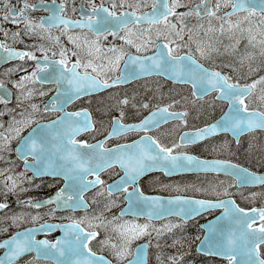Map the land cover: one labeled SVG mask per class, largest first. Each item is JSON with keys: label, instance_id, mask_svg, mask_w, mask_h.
Wrapping results in <instances>:
<instances>
[{"label": "snow or ice", "instance_id": "obj_1", "mask_svg": "<svg viewBox=\"0 0 264 264\" xmlns=\"http://www.w3.org/2000/svg\"><path fill=\"white\" fill-rule=\"evenodd\" d=\"M2 64L0 264H264V0H0Z\"/></svg>", "mask_w": 264, "mask_h": 264}, {"label": "flooded vegetation", "instance_id": "obj_2", "mask_svg": "<svg viewBox=\"0 0 264 264\" xmlns=\"http://www.w3.org/2000/svg\"><path fill=\"white\" fill-rule=\"evenodd\" d=\"M13 3H15V0H12ZM77 2H79V0H77ZM4 27H13L10 24H4ZM19 47H22L23 45H17ZM9 63H16V61H10ZM9 65L8 64H2L0 65V72L3 71V69L7 68ZM143 80H138L135 83H132L131 85L127 86V87H120L121 90L124 89H140L142 90V88H140V86L142 85ZM168 84H170V82L164 83V87L167 88ZM96 99L97 97H93L91 103H89V98L88 97H81L79 101H77L74 104V107H89V110L93 112V116L94 117H98L99 113L96 111L98 105L96 104ZM146 114V112L144 113ZM208 115H210L212 118H215V116L220 115V110L217 107L215 112H209ZM3 120L7 121L8 119V115L7 113H5L3 115V117H0ZM52 118V117H49ZM176 123V121H172L171 123L168 124L167 127H171L172 124ZM199 126V125H196ZM182 130V129H181ZM264 134L261 133L260 136H263ZM83 136V134H82ZM247 137V135L243 136L241 138V141H244V146L242 147V145L240 146V152H246V143H245V138ZM130 138H135V136H130ZM222 138V135H221ZM190 147H194L193 150H197V148L194 146H190ZM233 147H237V145L235 144V141L233 140ZM237 162H239L237 160ZM2 163V162H0ZM246 166H248L246 164ZM254 170H257L254 166H252ZM264 168V167H262ZM259 171H264L259 170ZM30 174V173H29ZM154 177L159 178L161 183H167V182H174V183H180V184H184V183H191V182H195L197 179L202 180L204 178L203 174H200L199 177H197L196 174L194 173H189V174H176L173 176H165L163 173L157 172V173H153ZM44 186L41 188H38V191L34 192V191H30L28 194L32 195L34 197H41V195L43 193H45L46 190H50V189H55V187H58L60 183H62V179L60 178H42ZM55 180V182H54ZM52 185L51 188L48 187V185ZM37 189V188H36ZM41 189L45 190V191H40ZM33 190V189H32ZM251 190H257V189H251ZM153 191L157 192L160 195H169V194H178L174 191L170 192L169 190H162V189H153ZM183 194V193H180ZM191 195H203V194H194V193H189ZM208 198V197H206ZM257 206H259V202H257ZM116 211V209L114 210ZM218 214V210L216 212H212V213H208V214H204L201 213L199 216L197 217H192L190 218L185 226V232L186 234L190 237V238H194L196 235H199L203 232L202 229H199V225L202 223H205L206 221H209L210 219H212L213 215H217ZM49 238H52L51 236ZM199 243L198 240H196L193 245H192V251L188 254L189 256L187 257L188 260L192 261V264H225V260L223 258L217 257V256H212V255H208L206 256L203 253H197L195 251V244Z\"/></svg>", "mask_w": 264, "mask_h": 264}, {"label": "rangeland", "instance_id": "obj_3", "mask_svg": "<svg viewBox=\"0 0 264 264\" xmlns=\"http://www.w3.org/2000/svg\"><path fill=\"white\" fill-rule=\"evenodd\" d=\"M143 84V83H142ZM201 119H205V117H201ZM189 125L190 126H196V125H199V122L198 121H196L195 119H193V118H190L189 119ZM261 134H259L258 135V139H264V135L263 136H260ZM245 143H246V146H245V148L247 149V147H248V137H246L245 138ZM241 145H242V147L244 146V141H241ZM197 151H198V149H197ZM241 153H245L246 154V152H238L236 155H237V160L239 161V162H241V163H245V159H244V156L243 155H241ZM247 164V163H246ZM248 165V164H247ZM249 166V165H248ZM250 166H254L255 168H256V165H255V163L253 162ZM257 169V168H256ZM264 170V168H259V169H257V170ZM203 180V179H202ZM193 193V192H191V191H185L184 193ZM194 194H196V193H194ZM115 209H113V211H114ZM45 218H47V217H45ZM189 256V255H188Z\"/></svg>", "mask_w": 264, "mask_h": 264}, {"label": "bare ground", "instance_id": "obj_4", "mask_svg": "<svg viewBox=\"0 0 264 264\" xmlns=\"http://www.w3.org/2000/svg\"><path fill=\"white\" fill-rule=\"evenodd\" d=\"M224 259V258H223Z\"/></svg>", "mask_w": 264, "mask_h": 264}]
</instances>
